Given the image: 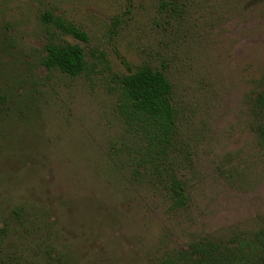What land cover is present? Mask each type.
Masks as SVG:
<instances>
[{
  "label": "rangeland",
  "instance_id": "1",
  "mask_svg": "<svg viewBox=\"0 0 264 264\" xmlns=\"http://www.w3.org/2000/svg\"><path fill=\"white\" fill-rule=\"evenodd\" d=\"M51 43L79 46L84 71L46 70ZM142 65L171 86L182 210L111 171L113 148L132 147L119 80ZM258 97L264 0H0V262L154 264L199 239L264 231Z\"/></svg>",
  "mask_w": 264,
  "mask_h": 264
},
{
  "label": "trees",
  "instance_id": "2",
  "mask_svg": "<svg viewBox=\"0 0 264 264\" xmlns=\"http://www.w3.org/2000/svg\"><path fill=\"white\" fill-rule=\"evenodd\" d=\"M42 17L44 21L50 19L48 13ZM57 24L63 33L82 42L87 40L86 34L78 29ZM41 65L69 77L78 76L85 69L81 48L70 44H48ZM119 85L117 113L124 136L132 147L125 155L113 148L114 156H123V159H118V166L114 165L111 171L124 175L135 185L159 186L168 210H182L187 195L177 176L178 170L173 169L172 158H169L176 122L170 84L160 71L142 65L123 75ZM256 105L263 107L264 98L258 97ZM257 132L264 145V122ZM13 215L20 217L22 209L13 210ZM154 264H264V231L234 234L226 239H199L185 249L163 253Z\"/></svg>",
  "mask_w": 264,
  "mask_h": 264
}]
</instances>
